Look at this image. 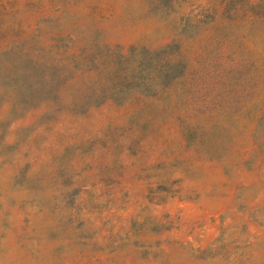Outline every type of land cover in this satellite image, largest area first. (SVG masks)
Instances as JSON below:
<instances>
[{
    "label": "rangeland",
    "instance_id": "rangeland-1",
    "mask_svg": "<svg viewBox=\"0 0 264 264\" xmlns=\"http://www.w3.org/2000/svg\"><path fill=\"white\" fill-rule=\"evenodd\" d=\"M0 264H264V0H0Z\"/></svg>",
    "mask_w": 264,
    "mask_h": 264
}]
</instances>
